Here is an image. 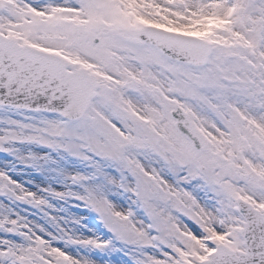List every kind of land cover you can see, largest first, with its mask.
<instances>
[{
    "label": "snow or ice",
    "instance_id": "obj_1",
    "mask_svg": "<svg viewBox=\"0 0 264 264\" xmlns=\"http://www.w3.org/2000/svg\"><path fill=\"white\" fill-rule=\"evenodd\" d=\"M0 155V264H264V0H0Z\"/></svg>",
    "mask_w": 264,
    "mask_h": 264
},
{
    "label": "rangeland",
    "instance_id": "obj_2",
    "mask_svg": "<svg viewBox=\"0 0 264 264\" xmlns=\"http://www.w3.org/2000/svg\"><path fill=\"white\" fill-rule=\"evenodd\" d=\"M0 159H3V156L2 155H0ZM76 214L78 215V216H82V217H85L86 219H88V220H91V217H90V215H89V212H88V210L87 209H85V208H79L77 211H76Z\"/></svg>",
    "mask_w": 264,
    "mask_h": 264
}]
</instances>
